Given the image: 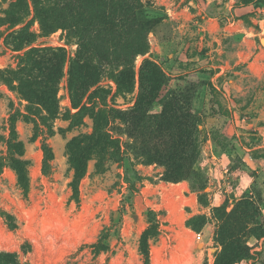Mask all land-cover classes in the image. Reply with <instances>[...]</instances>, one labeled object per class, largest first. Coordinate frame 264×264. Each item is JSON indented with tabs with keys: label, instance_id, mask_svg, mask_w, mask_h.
<instances>
[{
	"label": "rangeland",
	"instance_id": "374dc122",
	"mask_svg": "<svg viewBox=\"0 0 264 264\" xmlns=\"http://www.w3.org/2000/svg\"><path fill=\"white\" fill-rule=\"evenodd\" d=\"M32 1L0 0V252L22 264H143L152 212L148 264H264V0H139L150 21L145 52L123 65L116 41L86 47L75 87L87 107L74 117L67 79L84 16L118 20L136 8L45 0L40 25ZM124 26L103 34L134 33ZM94 84L110 93L88 96ZM147 94L156 97L137 101ZM102 104L117 111L108 129L120 150L103 149L100 170L97 155L86 160L76 200L67 143L93 132ZM12 156L27 162L26 195ZM102 231L108 248L96 253Z\"/></svg>",
	"mask_w": 264,
	"mask_h": 264
},
{
	"label": "trees",
	"instance_id": "16d2710c",
	"mask_svg": "<svg viewBox=\"0 0 264 264\" xmlns=\"http://www.w3.org/2000/svg\"><path fill=\"white\" fill-rule=\"evenodd\" d=\"M87 1L89 0H77V2L85 3V8L87 9L90 7L87 5ZM134 4V7L136 8L135 15L131 14L127 17H122L118 20H101L97 16H92L93 19H89L88 16H84V22L81 23V31H79V34L77 35V45H78V55L75 60L70 61L69 64V70H68V79H67V89L69 93V97L72 103L73 109H78L77 112L73 114L74 116H77L80 111L83 108H86L85 105L86 101L82 102L81 97L78 94L76 87H75V79L77 76V68L83 67V62H88L90 60V56L88 53L85 52L86 47H94V45L99 43V40H102L106 42L107 44L113 43L116 41L115 46L117 43L119 45H122L125 48L124 52L119 53L118 56H116V60L118 63H122L125 65L128 61L132 60V58L138 54L143 53L146 50L147 42H146V25L150 23L148 20V17L143 13V5L139 0H128ZM127 2V0H126ZM32 7L34 14L37 15V19L39 20L40 25L44 24V18L42 17V10L46 8V2L45 0H33L32 1ZM27 11H28V4L26 3ZM82 8V7H81ZM83 10L79 11L82 12ZM27 13V12H26ZM41 15V16H40ZM83 13L81 14L82 17ZM20 22H23L22 20ZM114 23V24H113ZM124 24L125 28L130 29L134 28L135 31L133 34L126 36H121L120 41L118 36H115L114 33L112 34H103V28L105 27H114L117 25ZM28 28V24H25L22 26L19 30L12 32H24ZM92 31H95L94 33H90ZM119 40V42H118ZM99 45V44H98ZM105 46V45H104ZM35 48H29L27 52L32 53L36 51ZM59 53L52 51L51 52V58L58 57V60H61V62H65L64 56L60 55L57 56ZM143 64H149L152 68V77L154 76L155 79H162L163 73L158 70V66L154 64L150 60H144ZM60 77V74L58 76V79ZM57 82V81H56ZM92 86V85H91ZM98 92H104L109 94L110 89H106L103 87H100L96 84L92 86V89L90 90L88 96L91 94H97ZM119 92V89L117 88L115 92H113L112 96H116ZM55 95V88L52 90V92L49 94V97ZM156 97V94H147V96L142 99L139 97L137 101H141L144 103H149L153 101ZM87 100V99H86ZM91 101H94L93 99ZM95 103V102H94ZM93 103V104H94ZM116 110H114L112 107L108 106L107 104H102V107L98 110L94 111L93 113V132L89 135H79L76 137H73L68 143H67V151L69 155V161L71 164V167L73 168V178L70 183L71 189H72V196L77 200L78 198V184L81 178L83 177L86 169V160L92 155H97V162H96V168L98 170L102 169L103 165V149L105 148H111L112 153H118L120 150V140L119 138L112 135V133L108 129L109 120L116 114ZM12 133H14V130H12ZM15 145L16 148L19 151V155L21 156L23 154L22 152V144L20 142H16L12 144ZM44 152V159H43V168L46 170L49 166V162L53 159V152L51 147L46 144L43 147ZM11 166L15 170L17 174V181L22 189V192L24 195L28 192V178L26 175L25 165L26 161L20 158L11 157L10 158ZM190 173L197 174V171L195 169H191ZM168 177H173L171 174H168ZM240 204L238 201L236 205ZM151 213V222L150 224L144 229V231L141 234L140 241H139V250L142 256L143 264H148L149 261V244L148 239L154 235H156L158 231V220L153 217L152 212ZM234 209L230 212H228V215H234ZM5 218L7 219V224L9 227H15V224L11 221V217L8 215H5ZM107 236L108 233L102 231L97 240L91 244V247L94 252L98 253L100 251H104L108 248L107 244ZM0 264H22L18 261L17 256L13 252H0Z\"/></svg>",
	"mask_w": 264,
	"mask_h": 264
},
{
	"label": "water",
	"instance_id": "95a60500",
	"mask_svg": "<svg viewBox=\"0 0 264 264\" xmlns=\"http://www.w3.org/2000/svg\"><path fill=\"white\" fill-rule=\"evenodd\" d=\"M261 44H264V38L260 39Z\"/></svg>",
	"mask_w": 264,
	"mask_h": 264
}]
</instances>
